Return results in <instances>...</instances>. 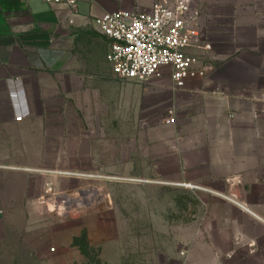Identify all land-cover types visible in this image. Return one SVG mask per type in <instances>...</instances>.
I'll list each match as a JSON object with an SVG mask.
<instances>
[{
  "label": "crops",
  "instance_id": "1",
  "mask_svg": "<svg viewBox=\"0 0 264 264\" xmlns=\"http://www.w3.org/2000/svg\"><path fill=\"white\" fill-rule=\"evenodd\" d=\"M236 1L208 3L213 52L203 57L222 58L208 78L189 81L178 95L180 105L191 103L188 119L177 121L189 167L184 180L206 201L188 237L182 228L159 229L157 240L174 241V264H264V22ZM100 14L87 0H76V10L66 1L0 0V247L32 240L27 214L55 182L40 174L37 189L34 169L23 167L33 162L21 159L23 149H37L39 133L55 132L48 102L69 99L87 78L110 69L107 41L93 29ZM10 82L30 110L21 121L13 116Z\"/></svg>",
  "mask_w": 264,
  "mask_h": 264
},
{
  "label": "rangeland",
  "instance_id": "2",
  "mask_svg": "<svg viewBox=\"0 0 264 264\" xmlns=\"http://www.w3.org/2000/svg\"><path fill=\"white\" fill-rule=\"evenodd\" d=\"M87 1L104 13L147 10L155 0ZM247 2L235 5L264 22V3ZM208 3L191 0L213 52ZM221 58L203 61L216 68ZM99 73L78 94L48 102L53 107L47 121L55 132L39 133L37 149L22 150L21 159L33 162L23 167L34 169L37 189L40 174L54 178L48 188L55 201L48 188L35 199L36 212L27 214L32 240L7 241L0 264H174V241L157 240V233L177 227L188 237L191 219L204 217L205 194L184 180L189 167L179 141L177 121L188 119L191 103H178L180 89L169 77L121 80L108 65ZM169 110L171 125L165 124ZM61 196L76 202L64 204Z\"/></svg>",
  "mask_w": 264,
  "mask_h": 264
},
{
  "label": "built area",
  "instance_id": "3",
  "mask_svg": "<svg viewBox=\"0 0 264 264\" xmlns=\"http://www.w3.org/2000/svg\"><path fill=\"white\" fill-rule=\"evenodd\" d=\"M46 1L54 4L66 1L76 10V0ZM93 21L107 41L106 60L111 72L121 80L145 82L166 75L175 88L183 89L189 81L206 79L215 70L203 61L204 52L211 50L212 44L200 25V12L191 5V0H155L147 10L120 8L104 12ZM16 83H9L11 105L14 119L21 121L30 110ZM165 122L174 123L172 110ZM46 193H52L51 188ZM52 195L49 198L54 202ZM63 197L61 202L65 204Z\"/></svg>",
  "mask_w": 264,
  "mask_h": 264
},
{
  "label": "bare ground",
  "instance_id": "4",
  "mask_svg": "<svg viewBox=\"0 0 264 264\" xmlns=\"http://www.w3.org/2000/svg\"><path fill=\"white\" fill-rule=\"evenodd\" d=\"M63 198H64V202H65V204H67V205H70V203H72V202H76V201L71 200V199H69V198H65V197H63Z\"/></svg>",
  "mask_w": 264,
  "mask_h": 264
},
{
  "label": "water",
  "instance_id": "5",
  "mask_svg": "<svg viewBox=\"0 0 264 264\" xmlns=\"http://www.w3.org/2000/svg\"><path fill=\"white\" fill-rule=\"evenodd\" d=\"M85 193H86V191H83V190L80 192V194H85Z\"/></svg>",
  "mask_w": 264,
  "mask_h": 264
}]
</instances>
